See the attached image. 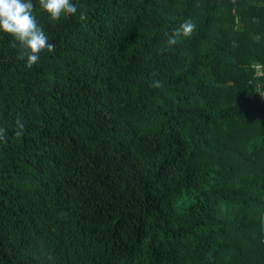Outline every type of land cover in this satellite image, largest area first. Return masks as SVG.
<instances>
[{"label": "trees", "instance_id": "obj_1", "mask_svg": "<svg viewBox=\"0 0 264 264\" xmlns=\"http://www.w3.org/2000/svg\"><path fill=\"white\" fill-rule=\"evenodd\" d=\"M34 4L52 53L0 35V264H264V0Z\"/></svg>", "mask_w": 264, "mask_h": 264}, {"label": "clouds", "instance_id": "obj_2", "mask_svg": "<svg viewBox=\"0 0 264 264\" xmlns=\"http://www.w3.org/2000/svg\"><path fill=\"white\" fill-rule=\"evenodd\" d=\"M38 4L50 21L75 16L78 12V0H38ZM34 8V0H0V35L9 36L17 42V59L25 69L37 65L44 51H54V45L39 24ZM195 27L190 19L184 20L168 36L167 43L175 45L178 37L191 36ZM155 84L159 86L160 82Z\"/></svg>", "mask_w": 264, "mask_h": 264}]
</instances>
